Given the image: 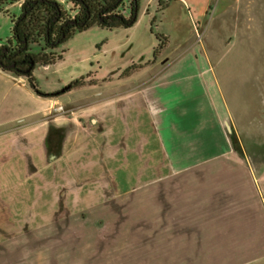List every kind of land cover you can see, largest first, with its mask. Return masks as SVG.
Wrapping results in <instances>:
<instances>
[{
  "label": "rangeland",
  "instance_id": "obj_1",
  "mask_svg": "<svg viewBox=\"0 0 264 264\" xmlns=\"http://www.w3.org/2000/svg\"><path fill=\"white\" fill-rule=\"evenodd\" d=\"M156 7L140 0L133 27L100 28L113 48L92 57L94 84L36 100L14 75L12 133L0 140V264L261 263L262 253L237 250L245 236L229 230L248 222L257 207L248 181L264 174L255 170L264 165V0ZM12 25L0 14V44ZM155 32L167 46L145 61ZM141 56L144 67L157 62L153 71L130 79L115 71ZM166 68H175L169 82L154 88ZM46 69L34 70L41 90L67 84ZM201 74L215 84L208 95L223 109L221 134L195 100L189 114L202 123L182 141L179 123H163L164 89L181 92Z\"/></svg>",
  "mask_w": 264,
  "mask_h": 264
},
{
  "label": "trees",
  "instance_id": "obj_2",
  "mask_svg": "<svg viewBox=\"0 0 264 264\" xmlns=\"http://www.w3.org/2000/svg\"><path fill=\"white\" fill-rule=\"evenodd\" d=\"M65 9L56 0H0V14L8 15L12 22L11 35L0 45V68L26 79L28 86L40 97H54L86 84L90 72L70 80L61 89L46 92L40 89L34 70L38 65H51L62 59L64 50H55L76 33L91 27L104 29L128 28L137 20L140 0H63ZM173 0H157L156 12L165 9ZM20 2L19 14H11L8 8ZM72 13V15H70ZM154 17L150 21V32ZM157 44L152 52L153 62L167 46V36L154 33ZM144 67L131 63L120 72L127 77Z\"/></svg>",
  "mask_w": 264,
  "mask_h": 264
},
{
  "label": "crops",
  "instance_id": "obj_3",
  "mask_svg": "<svg viewBox=\"0 0 264 264\" xmlns=\"http://www.w3.org/2000/svg\"><path fill=\"white\" fill-rule=\"evenodd\" d=\"M58 1L65 9L69 8V5L65 3L63 0H56ZM20 6V2L14 4L11 6L9 9L11 10H17ZM151 20V19H150ZM137 21V20H136ZM136 24V22L131 26L133 27ZM131 29V28H129ZM118 30V29H114ZM125 31V29H123ZM148 30L150 31V21H149V28ZM107 32L105 30H102L98 27H91L85 31L76 33L72 38H70L67 42H65L60 48L64 50V53L62 55V59L58 60L56 63L51 64V65H45L44 67H51V69H46L49 72H53L54 75L59 74L61 75L63 80L58 79L59 83L66 84L70 80L79 77L80 75L86 74L87 72H91L89 66H93V62L95 63H100L98 60L93 61L92 57L97 53L98 56H104L107 54V52H112V48L110 46V42L105 39L101 40L104 37L103 33ZM103 35V36H102ZM131 39V38H130ZM99 41V42H98ZM1 45V44H0ZM156 45L155 41L153 46H151L149 53L147 54V57L145 61L150 59L152 57V52L153 48ZM127 46V48H126ZM133 46V43L128 42L125 46L118 47L116 49V53L114 55L118 56L123 55L124 52L127 49H130ZM126 48V50H125ZM95 51V53H92L89 55V52ZM89 51V52H88ZM149 56V58H148ZM151 56V57H150ZM165 58V57H164ZM144 58L141 56L140 58H135L134 60H130L129 64L131 63H138L142 61ZM157 62L153 63L151 67H144L141 68L140 70L132 73L131 75L124 77V78H134L137 76H141L144 74H147L148 72L153 71L155 68L154 66L156 65ZM85 64H87V68L85 67ZM68 65V66H67ZM127 65V66H128ZM126 66V67H127ZM53 68V69H52ZM125 68V67H124ZM124 68H114L115 71H117L119 74ZM175 69V68H174ZM173 68H166L163 73H160V78L158 79V84H155L154 88L160 87V89L164 88V84L169 82V75L172 74ZM98 70H101V65L99 66ZM98 72V71H97ZM108 75V73L106 74ZM16 78L14 75L11 73L3 70L0 68V140H7L8 136L12 133V127H11V122H12V99H13V80ZM92 80V79H90ZM61 81V82H60ZM198 83V84H197ZM197 83L195 85L193 84H188L186 86L187 89L179 92V91H174L173 89L171 90H165V121L163 123L169 124L172 122H176L180 124V135H181V140L183 141V137L186 134V128L187 132H193L195 127L193 125L197 123H202L200 116L199 119L195 116L197 113L190 112V103L194 102L195 100L198 101V103H201L203 105L202 109L205 111L204 116L202 117L204 119V122H208L213 124L212 130L215 132L218 131L219 134H221V123L225 115H221L223 109H218L217 107H214L215 105H212V96H209V94L212 93V89L214 88L215 84H213V81H209L204 78V76L201 74L200 79L197 78ZM200 83V84H199ZM25 91L28 92L29 94L33 95L36 100H41L39 96H37L32 89L25 83L23 84ZM89 85V84H86ZM158 85V86H156ZM200 86V87H199ZM83 87V86H82ZM81 88V87H80ZM191 88V91L189 90ZM78 89V88H77ZM192 89H194L192 91ZM75 89H73L74 91ZM171 92V97H169L167 94ZM204 94L205 97L203 98L199 94ZM182 94V95H180ZM213 95V93L211 94ZM215 95V94H214ZM203 98V99H202ZM219 98V97H218ZM200 99V100H199ZM224 103V101H223ZM212 106V110L211 107ZM225 105V103H224ZM9 108L10 110H7ZM226 111L228 113V116L230 118V121L235 122L236 120H232L231 116L227 110V107L225 105ZM176 109V110H175ZM175 110V112H174ZM9 114V119H7L6 115ZM7 127V125H9ZM186 125V126H185ZM192 125V127H190ZM202 125V124H201ZM167 128V127H166ZM203 129V136L209 131L208 127L204 129V127L199 128V132ZM168 130V133H171L170 128H167L166 131ZM167 134V132H166ZM166 142H169V138L165 136ZM167 146L169 143H166ZM202 151H206V147L200 148ZM186 146L184 145L181 146V151H185ZM198 150V148H197ZM189 151V149H188ZM211 151V150H210ZM213 151H220L216 150L213 148ZM222 151V150H221ZM252 171V167L250 169ZM258 170L262 173H264V165L260 167ZM252 188L257 189V196L255 198H252L250 196V199H254L256 201L257 207H250V213L249 215V220L246 224H244L243 229H238V225L236 224L230 228L229 230V235H233L232 232H235V235H243L245 236V243L244 244H239L237 247V250L239 251H245L249 253H262L261 259L259 264H264V174H262L258 179L248 181ZM252 203V201H251ZM252 210H255L256 212H252ZM246 218V217H245ZM246 220V219H245ZM241 226V225H239ZM235 228V229H234ZM237 228V229H236Z\"/></svg>",
  "mask_w": 264,
  "mask_h": 264
}]
</instances>
